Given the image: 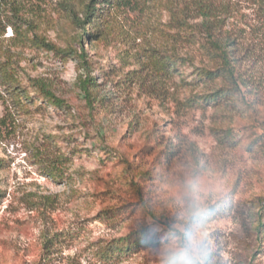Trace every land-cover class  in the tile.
Masks as SVG:
<instances>
[{
    "label": "rangeland",
    "instance_id": "1",
    "mask_svg": "<svg viewBox=\"0 0 264 264\" xmlns=\"http://www.w3.org/2000/svg\"><path fill=\"white\" fill-rule=\"evenodd\" d=\"M66 1L32 0L18 16L32 28H0L18 84L0 69V264H171L191 237L200 264H264V0L97 6L83 49ZM158 51L185 61L160 74ZM144 228L154 244L102 256Z\"/></svg>",
    "mask_w": 264,
    "mask_h": 264
},
{
    "label": "trees",
    "instance_id": "2",
    "mask_svg": "<svg viewBox=\"0 0 264 264\" xmlns=\"http://www.w3.org/2000/svg\"><path fill=\"white\" fill-rule=\"evenodd\" d=\"M32 0H0V28L3 27V31L5 30V26H10L14 34H21L19 25L16 24V21H22L18 16L25 4L29 3ZM139 0H89L88 3L84 5V9L82 12H80L78 15L75 14V10L73 8L72 2L69 0L66 1V4L68 6V13L71 15V22L74 23L75 26H78L82 30V34L79 36L78 44L81 46L82 44H85V41L83 39L85 38L86 41L88 40H94L97 35L93 33V26L96 22V19L98 17H101L97 12V6L100 8V10L105 9V11L108 12H119V14H125L126 11H128L130 8H133L134 6L138 5ZM10 12V13H9ZM25 24H29L31 27V23H26L25 21H22ZM6 24V25H4ZM4 25V26H3ZM32 28V27H31ZM39 43L42 45V47L47 50L48 52H53L54 54H60L61 56L64 55L61 50L55 49V47L51 43H46L45 41L39 40ZM225 54V53H224ZM85 53L79 54L75 50L69 49L67 53H65V56L72 57L74 59H80L82 63H84L83 56ZM148 63L152 64L156 71L160 74H166L168 72V66H176L181 65L184 63V59L181 57H178L176 55H167L162 52H155L153 55L147 56ZM79 61V62H80ZM79 68H82L85 70L84 66H79ZM2 73L4 74V78L8 81L6 84L9 86H13V88H17L18 84L14 81L15 73H14V67L4 65L0 68ZM214 74L216 76V72L213 71H207L201 69L200 75L204 78L214 77ZM85 76V75H84ZM82 74L78 77V87L82 94L85 96L88 104H90V108L93 110L94 106H91V100L92 97V88L91 85L92 79L90 77L85 76ZM34 87L36 88L39 96L45 101L51 104L52 106L61 108L62 107V101H60L58 98H56L52 93H50L49 89L46 85L43 83L40 84H34ZM213 97V95L211 96ZM261 225H258V230L261 229ZM147 230L146 228L136 231L135 233L128 234L124 237L118 238L117 240L110 241L104 249L101 250L102 256L107 255L109 258L110 256L117 254V256L125 255L127 254L133 246H138L140 244H145L144 242H151L152 244L155 243L153 239H147L143 240L142 238L146 237ZM150 243V244H151ZM113 244L115 245L114 247Z\"/></svg>",
    "mask_w": 264,
    "mask_h": 264
},
{
    "label": "clouds",
    "instance_id": "3",
    "mask_svg": "<svg viewBox=\"0 0 264 264\" xmlns=\"http://www.w3.org/2000/svg\"><path fill=\"white\" fill-rule=\"evenodd\" d=\"M199 211V205L193 204L190 208V214H196ZM203 233H201V236ZM200 237L189 238L184 246L176 253L174 260L171 264H200L198 258H196L195 250L196 245Z\"/></svg>",
    "mask_w": 264,
    "mask_h": 264
}]
</instances>
